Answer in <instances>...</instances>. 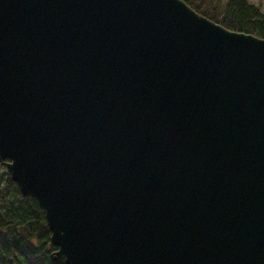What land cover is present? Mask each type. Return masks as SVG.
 I'll return each instance as SVG.
<instances>
[{"label":"water","instance_id":"water-1","mask_svg":"<svg viewBox=\"0 0 264 264\" xmlns=\"http://www.w3.org/2000/svg\"><path fill=\"white\" fill-rule=\"evenodd\" d=\"M0 165L62 264H264V39L182 0H0Z\"/></svg>","mask_w":264,"mask_h":264},{"label":"trees","instance_id":"trees-1","mask_svg":"<svg viewBox=\"0 0 264 264\" xmlns=\"http://www.w3.org/2000/svg\"><path fill=\"white\" fill-rule=\"evenodd\" d=\"M182 1L215 24L264 39V12L247 0ZM0 175V264H62L53 260L56 249L49 247L44 215L34 200L19 195L6 171Z\"/></svg>","mask_w":264,"mask_h":264},{"label":"rangeland","instance_id":"rangeland-1","mask_svg":"<svg viewBox=\"0 0 264 264\" xmlns=\"http://www.w3.org/2000/svg\"><path fill=\"white\" fill-rule=\"evenodd\" d=\"M225 1V0H222ZM247 2L251 5H254L258 8H260L261 12H264V0H247ZM2 167L4 168V166L2 165ZM5 171V168L3 171L0 172V174H2ZM0 180H1V175H0ZM2 182L0 183L1 186Z\"/></svg>","mask_w":264,"mask_h":264}]
</instances>
